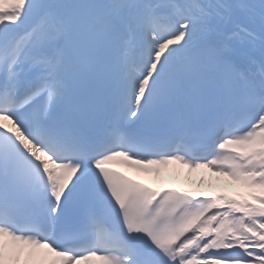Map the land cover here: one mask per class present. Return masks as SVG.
Returning a JSON list of instances; mask_svg holds the SVG:
<instances>
[{"label":"snow or ice","instance_id":"1","mask_svg":"<svg viewBox=\"0 0 264 264\" xmlns=\"http://www.w3.org/2000/svg\"><path fill=\"white\" fill-rule=\"evenodd\" d=\"M97 262L264 264V0H0V264Z\"/></svg>","mask_w":264,"mask_h":264},{"label":"bare ground","instance_id":"2","mask_svg":"<svg viewBox=\"0 0 264 264\" xmlns=\"http://www.w3.org/2000/svg\"><path fill=\"white\" fill-rule=\"evenodd\" d=\"M115 168L121 170L133 179L141 180L150 187L156 189L177 188L195 193L198 196L225 194L236 198H247L249 189L241 186L228 177L219 176L217 173L207 168L190 169L178 162H173L165 169L156 173L138 172L123 164ZM98 264V262H97Z\"/></svg>","mask_w":264,"mask_h":264}]
</instances>
